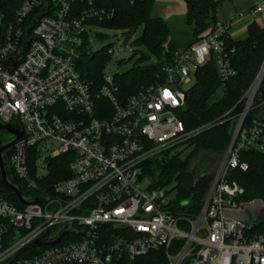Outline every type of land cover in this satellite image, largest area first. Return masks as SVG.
Instances as JSON below:
<instances>
[{
    "label": "built area",
    "instance_id": "2783aa9c",
    "mask_svg": "<svg viewBox=\"0 0 264 264\" xmlns=\"http://www.w3.org/2000/svg\"><path fill=\"white\" fill-rule=\"evenodd\" d=\"M72 1L22 0L10 18L0 0V122L21 133L4 161L24 197L36 200L18 206L0 187V264H137L159 249L167 264H264V233H251L253 224L238 216L245 189L230 173L248 169L243 151L264 154V59L221 115L230 140L200 213L175 214L163 188H142V166L208 126L188 131L178 110L212 56L223 83L236 75L224 42L230 23L215 21L175 52L160 81L124 100L113 75L104 72L96 87L77 70L89 19L114 10L89 5L73 16ZM263 11L257 0L250 14ZM63 154L70 175L51 183L49 161Z\"/></svg>",
    "mask_w": 264,
    "mask_h": 264
},
{
    "label": "trees",
    "instance_id": "16d2710c",
    "mask_svg": "<svg viewBox=\"0 0 264 264\" xmlns=\"http://www.w3.org/2000/svg\"><path fill=\"white\" fill-rule=\"evenodd\" d=\"M21 1L1 0L3 8L10 18ZM156 1H72L73 16H77L89 5L98 9L114 10L113 17L91 18L88 24H100L109 28L121 29L128 40L133 38L140 25H144L143 33L134 38L132 44L147 47L157 56L158 60L155 63H148L151 53L142 51L131 69L113 74L114 81L119 88L118 95L124 100L136 93L142 86L160 81L163 77V67L173 60L175 52L181 48L171 37L169 22L160 16L152 15ZM186 1L185 20L190 25L192 36L195 39L190 41L192 43L218 20L216 8L221 4V0ZM34 19L35 15H31L27 21ZM89 32H86L85 43L77 59V70L82 77L89 79L96 87H99L103 82L104 67L111 57V44L93 51L89 43ZM224 42L232 65L237 70L236 75L223 83L212 56L197 69L196 81L186 92L185 106L178 110L188 131L208 126L185 141L191 147L187 156L182 157L180 153L162 156L163 152L147 159L142 166L144 177L150 175L155 178L154 187L164 189L169 186L165 190L168 196L174 191L175 195L170 198L169 202L170 209L175 214H186L196 218L200 213L218 164L217 160L221 159L230 140L231 124L229 121H221V115L239 101L243 92L256 77L264 59V27L255 21L249 25L246 37L233 39L226 36ZM241 158L248 164V169L242 171L237 168L230 172L232 179L245 189L240 199L249 202L258 198L264 204V154L248 150L241 153ZM204 159L207 163L211 162L204 167L202 172L198 173V166ZM69 162L68 154L50 159L49 173L46 178L53 183L68 177L70 175ZM194 166L196 174L199 175L197 178L193 171ZM8 174L10 175L9 171ZM12 182L18 186L22 193H25L19 179L12 177ZM0 187L9 200L21 206L16 194L3 183L1 178ZM250 231L253 234L264 233V213L251 226ZM36 248L34 247V252L38 251ZM136 263L167 264L165 250L150 251L137 258Z\"/></svg>",
    "mask_w": 264,
    "mask_h": 264
},
{
    "label": "rangeland",
    "instance_id": "374dc122",
    "mask_svg": "<svg viewBox=\"0 0 264 264\" xmlns=\"http://www.w3.org/2000/svg\"><path fill=\"white\" fill-rule=\"evenodd\" d=\"M176 1L178 2L176 5H161L160 3L155 4L152 15L160 16L169 22L172 39L175 40L177 45L182 47L187 42L195 39L192 36L190 25L185 20L187 1ZM256 2L257 0H221V4L216 8L217 17L219 21L224 20L225 18L234 15L236 12L248 10L254 6ZM88 29L90 31L89 43L93 51L99 50L104 46L111 44V57L104 67V72L106 75H113L117 72L122 73L131 69L135 65L136 59L140 56L142 51H149L151 53V59L148 61V63H155L158 60L157 56L153 54L147 47L134 46L132 44L133 39L143 33V24L137 28L135 35L129 40L126 38L125 34L122 33L121 29L109 28L100 24L88 25ZM98 34H101V36H98ZM11 137L12 134L9 131H7L5 128H0V145L4 141L9 140ZM190 151L191 147L187 145V142H183L161 155L172 156L176 153H180L182 157H185ZM205 160L206 159H204L198 166V173L202 172L204 167L211 162L210 161L207 163ZM218 161L219 160H217V162ZM154 182V177L150 175L145 176L143 178L142 188L146 189L149 186H152ZM168 188L169 186L163 190ZM174 195L175 193L173 191L169 198H173ZM241 210L242 211L239 210V212L241 213L243 220L248 225L255 224L264 213V204L262 200L256 198L252 201L245 202Z\"/></svg>",
    "mask_w": 264,
    "mask_h": 264
},
{
    "label": "water",
    "instance_id": "95a60500",
    "mask_svg": "<svg viewBox=\"0 0 264 264\" xmlns=\"http://www.w3.org/2000/svg\"><path fill=\"white\" fill-rule=\"evenodd\" d=\"M11 65H8V67H10ZM0 127L7 129L8 131L15 133L17 135L16 138L11 139L9 141H5L1 144L0 146V174H1V178L3 183L9 188L11 189L17 196V198L22 202V203H30V202H35V199H27L24 197V195L22 194V192L20 191V189L18 188V186L16 184H14L12 182V180L10 179V177H8L7 174V170H6V166H5V161H4V155H5V151L11 147L13 145V143L15 142L16 139L20 138L21 133L17 132L15 129H13L11 127V125L9 124H3L0 122ZM196 167H193V171L196 175V178L199 176L198 174H196L195 172ZM63 235H61L55 242L60 241L61 237ZM35 244L37 245H45L46 243L43 242H36ZM49 264H92L89 261H82V260H78V259H58L55 260Z\"/></svg>",
    "mask_w": 264,
    "mask_h": 264
},
{
    "label": "crops",
    "instance_id": "0c3cea01",
    "mask_svg": "<svg viewBox=\"0 0 264 264\" xmlns=\"http://www.w3.org/2000/svg\"><path fill=\"white\" fill-rule=\"evenodd\" d=\"M157 3H160L161 5H176L178 2L176 0H157L155 4ZM254 6H252L248 10L236 12L234 15H231L224 20H220L230 23V37H232L233 39L246 37L248 27L253 21L257 22L261 27H264V11L254 16L250 14V11ZM189 43L190 42H187L184 46L188 45ZM237 214L241 217L240 212H238Z\"/></svg>",
    "mask_w": 264,
    "mask_h": 264
}]
</instances>
